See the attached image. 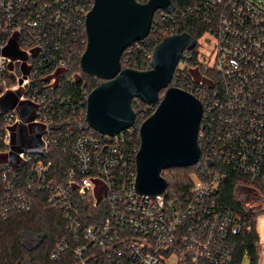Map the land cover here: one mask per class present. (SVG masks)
<instances>
[{
  "label": "built area",
  "instance_id": "built-area-1",
  "mask_svg": "<svg viewBox=\"0 0 264 264\" xmlns=\"http://www.w3.org/2000/svg\"><path fill=\"white\" fill-rule=\"evenodd\" d=\"M94 3L0 0V102L10 92L14 101L0 109V224L43 202L61 212L67 231L56 237L53 260L70 253L76 264H259L264 9L250 0H198L182 13L192 30L203 23L201 40L213 43L214 60L198 61L220 76L222 92L211 98L203 92L205 83L188 72L195 82L190 92L203 106L200 173L184 191L173 193L168 184L150 196L135 187V128L100 133L87 124L86 104L62 92L76 80ZM176 16V10L156 11L152 37L161 42L177 34L173 27L160 32ZM190 51L181 66L191 61ZM141 117L149 114L142 111ZM55 148L66 169L54 165ZM232 177L233 203H223L218 194ZM252 236L257 259L245 247Z\"/></svg>",
  "mask_w": 264,
  "mask_h": 264
},
{
  "label": "water",
  "instance_id": "water-1",
  "mask_svg": "<svg viewBox=\"0 0 264 264\" xmlns=\"http://www.w3.org/2000/svg\"><path fill=\"white\" fill-rule=\"evenodd\" d=\"M175 11L172 0H95L86 16L87 47L80 67L102 82L88 95L86 121L92 129L117 135L135 125L133 101L156 107L140 125L136 190L160 195L168 187L162 171L192 167L201 158L200 99L190 91L170 86L181 57L196 47L189 32L166 36L152 53L150 68H123L121 58L134 43L146 39L156 11ZM164 92L163 97L160 94ZM28 108L22 110L26 116ZM250 264V260L246 261Z\"/></svg>",
  "mask_w": 264,
  "mask_h": 264
},
{
  "label": "trees",
  "instance_id": "trees-1",
  "mask_svg": "<svg viewBox=\"0 0 264 264\" xmlns=\"http://www.w3.org/2000/svg\"><path fill=\"white\" fill-rule=\"evenodd\" d=\"M138 1L141 3L147 2V0ZM197 1L198 0H172L177 14L176 19L162 26L160 32L164 33L173 27L176 29L175 33L188 31L194 36L196 42L201 40L206 31L203 23L199 21V27L192 30L189 22L181 20L182 13ZM158 43L156 37H152L150 34L143 41L133 44L131 48H128L122 55V67L143 71L148 70L150 68L151 55ZM196 49L197 45L190 51L192 59L188 65L181 66V63H179L170 86L191 91L190 85L195 83L192 78L187 77L188 72H191L197 81L202 80L205 83L203 92L210 94L211 98L220 96L222 92L220 76L205 64L199 63L198 51ZM74 71L76 72V80L72 84H65L62 92L75 95V98L79 100L78 103L83 102L85 106L87 96L102 82V80L83 72L80 67V62L74 68ZM215 88L216 91L214 92ZM216 92H218V95H216ZM139 103L137 107L135 106V101H133V107L137 111V120L133 126L135 128L134 140L138 145H140L139 128L146 119L141 117V112L148 110L147 113L151 116L155 110V108H147L146 104L142 101ZM137 108L141 109L139 110ZM53 151H55L54 153L57 155L55 156L54 165L57 168L66 169L67 164L65 162V156L64 160L61 159L63 157L61 149L55 148ZM200 166L201 165L192 167H171L163 170L162 176L166 178L170 190L173 193H178L186 190L193 184L192 176L196 173H200ZM235 179L236 177H232L223 185L219 192L218 197L223 203H233L232 192ZM66 233L65 221L61 212L48 210L45 203L41 202L30 212L12 216L0 224V264H76L73 255L70 253L64 255L61 260H53L51 258V254L56 246V237H63ZM251 238L252 239L248 241L245 247L250 250L251 257L257 259L258 251L253 247V239H255V237L252 236ZM245 247L239 249V254Z\"/></svg>",
  "mask_w": 264,
  "mask_h": 264
},
{
  "label": "rangeland",
  "instance_id": "rangeland-1",
  "mask_svg": "<svg viewBox=\"0 0 264 264\" xmlns=\"http://www.w3.org/2000/svg\"><path fill=\"white\" fill-rule=\"evenodd\" d=\"M253 2H257L260 4V6L264 9V0H250ZM198 51V58L207 62H210V60H214V57L212 56L214 47L213 43L209 42L207 40H199L197 42V49ZM164 92L160 94V97H163ZM13 96V93L10 92L8 93L5 98L0 102V109L5 110L7 107L11 106L14 104V101L11 99ZM6 103L1 106V103ZM156 109V107H155ZM148 111V110H146ZM155 112V110H154ZM257 232L260 236V259H259V264H264V214H261L257 217Z\"/></svg>",
  "mask_w": 264,
  "mask_h": 264
}]
</instances>
